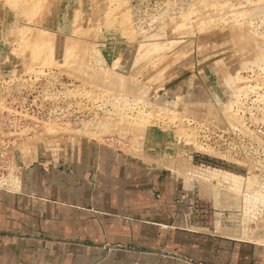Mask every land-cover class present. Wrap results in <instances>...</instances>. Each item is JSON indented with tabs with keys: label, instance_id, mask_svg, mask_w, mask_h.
<instances>
[{
	"label": "rangeland",
	"instance_id": "rangeland-1",
	"mask_svg": "<svg viewBox=\"0 0 264 264\" xmlns=\"http://www.w3.org/2000/svg\"><path fill=\"white\" fill-rule=\"evenodd\" d=\"M88 144L264 253V0H0V191Z\"/></svg>",
	"mask_w": 264,
	"mask_h": 264
},
{
	"label": "crops",
	"instance_id": "crops-1",
	"mask_svg": "<svg viewBox=\"0 0 264 264\" xmlns=\"http://www.w3.org/2000/svg\"><path fill=\"white\" fill-rule=\"evenodd\" d=\"M175 187L94 144L38 163L19 190L0 191V264H264L255 244L205 236Z\"/></svg>",
	"mask_w": 264,
	"mask_h": 264
},
{
	"label": "bare ground",
	"instance_id": "bare-ground-1",
	"mask_svg": "<svg viewBox=\"0 0 264 264\" xmlns=\"http://www.w3.org/2000/svg\"><path fill=\"white\" fill-rule=\"evenodd\" d=\"M202 176V175H201ZM204 181V180H203ZM17 187H19V181H16V182H13V188H14V190H16L17 189ZM204 189H206V188H204ZM211 191H213V193H214V195L215 196H217V197H219V198H223V197H225V196H227L226 194H221L222 192H217L216 190L217 189H210ZM216 191V192H215ZM228 197V196H227ZM251 198V197H250ZM250 201V200H249ZM248 202V201H247ZM264 202V201H263ZM253 203V202H252ZM251 203H249V205H250ZM248 205V204H247ZM247 207V206H246ZM249 207V206H248ZM250 208V207H249ZM248 209V208H247ZM252 209V208H251ZM252 214V213H251ZM247 218V217H246ZM229 232V231H228Z\"/></svg>",
	"mask_w": 264,
	"mask_h": 264
}]
</instances>
